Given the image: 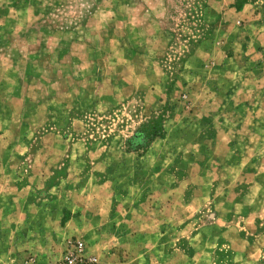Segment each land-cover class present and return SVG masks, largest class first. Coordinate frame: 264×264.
Segmentation results:
<instances>
[{
	"label": "rangeland",
	"instance_id": "rangeland-1",
	"mask_svg": "<svg viewBox=\"0 0 264 264\" xmlns=\"http://www.w3.org/2000/svg\"><path fill=\"white\" fill-rule=\"evenodd\" d=\"M79 245L264 264V0H0V264Z\"/></svg>",
	"mask_w": 264,
	"mask_h": 264
},
{
	"label": "built area",
	"instance_id": "built-area-1",
	"mask_svg": "<svg viewBox=\"0 0 264 264\" xmlns=\"http://www.w3.org/2000/svg\"><path fill=\"white\" fill-rule=\"evenodd\" d=\"M78 253H68L61 264H103L97 257H92L90 260H85L82 254L83 245H79Z\"/></svg>",
	"mask_w": 264,
	"mask_h": 264
},
{
	"label": "trees",
	"instance_id": "trees-1",
	"mask_svg": "<svg viewBox=\"0 0 264 264\" xmlns=\"http://www.w3.org/2000/svg\"><path fill=\"white\" fill-rule=\"evenodd\" d=\"M163 130L161 127H158L157 125H152L148 128H146L143 132H140L139 139L140 143H137L138 147H143L145 143H147L150 139L162 135Z\"/></svg>",
	"mask_w": 264,
	"mask_h": 264
},
{
	"label": "crops",
	"instance_id": "crops-1",
	"mask_svg": "<svg viewBox=\"0 0 264 264\" xmlns=\"http://www.w3.org/2000/svg\"><path fill=\"white\" fill-rule=\"evenodd\" d=\"M117 226V229L114 231L115 233L112 236V238L115 240H120L122 238H127L129 236L128 231H124L125 229H123L122 231L119 229V225H115ZM123 228H128L127 226L123 225ZM119 243V242H118Z\"/></svg>",
	"mask_w": 264,
	"mask_h": 264
}]
</instances>
